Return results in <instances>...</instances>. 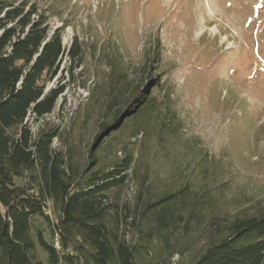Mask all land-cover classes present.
<instances>
[{
    "label": "rangeland",
    "instance_id": "obj_1",
    "mask_svg": "<svg viewBox=\"0 0 264 264\" xmlns=\"http://www.w3.org/2000/svg\"><path fill=\"white\" fill-rule=\"evenodd\" d=\"M33 2L48 10L53 29L65 26V46L78 36L85 57L74 82L62 70L48 83L66 75L54 109L28 123L34 132L57 127L53 146L81 166L108 115L104 57L118 52L134 69L159 72L156 103L122 115L91 153L92 169L106 171L133 155L129 180L110 190L107 219L138 246L139 264H191L228 235L217 223L264 204V0ZM67 65L64 56L60 68ZM186 184L196 193L187 195L179 225L164 237L147 235L151 203Z\"/></svg>",
    "mask_w": 264,
    "mask_h": 264
},
{
    "label": "trees",
    "instance_id": "obj_2",
    "mask_svg": "<svg viewBox=\"0 0 264 264\" xmlns=\"http://www.w3.org/2000/svg\"><path fill=\"white\" fill-rule=\"evenodd\" d=\"M48 18V10H39L35 2L0 0V264H139L138 246L125 233L118 236L107 219L110 190L129 180L133 155L106 171L92 169L96 161L91 153L123 117L156 103L150 94L155 84L163 86L161 77L157 70L150 73L153 66H128L118 52L104 57L108 69L101 86L107 89L108 115L103 134H95L81 166L70 151L53 146L57 127L40 126L34 132L28 123L54 109L66 75L45 93L48 83L62 70L68 73L67 83L74 82V70L84 63L78 36L65 46V26L53 29ZM64 56L68 65L61 69ZM190 189L186 184L151 203L147 235L164 237L165 230L179 225L187 195L196 193ZM226 223L217 228L228 235L208 245L191 264H264V204Z\"/></svg>",
    "mask_w": 264,
    "mask_h": 264
},
{
    "label": "water",
    "instance_id": "obj_3",
    "mask_svg": "<svg viewBox=\"0 0 264 264\" xmlns=\"http://www.w3.org/2000/svg\"><path fill=\"white\" fill-rule=\"evenodd\" d=\"M63 42H64V41H63ZM54 80H55V78H54ZM51 85H52V84H49V85L46 86V88H45V90H44L45 93H46L48 90H50V88L52 87Z\"/></svg>",
    "mask_w": 264,
    "mask_h": 264
},
{
    "label": "built area",
    "instance_id": "obj_4",
    "mask_svg": "<svg viewBox=\"0 0 264 264\" xmlns=\"http://www.w3.org/2000/svg\"><path fill=\"white\" fill-rule=\"evenodd\" d=\"M54 247L59 249V242L57 240H54Z\"/></svg>",
    "mask_w": 264,
    "mask_h": 264
}]
</instances>
